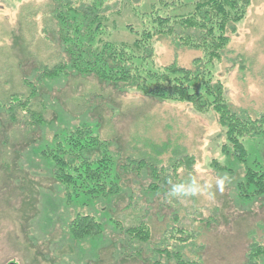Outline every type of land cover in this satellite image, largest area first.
<instances>
[{
    "label": "rangeland",
    "instance_id": "obj_1",
    "mask_svg": "<svg viewBox=\"0 0 264 264\" xmlns=\"http://www.w3.org/2000/svg\"><path fill=\"white\" fill-rule=\"evenodd\" d=\"M141 1L142 7L133 0L121 16H115L120 30L109 40L129 44L136 40L125 27L143 30L147 20L138 16L151 0ZM53 9L47 0H0V264L166 261L150 254L157 246L161 251L181 249L187 259L206 264H243L249 232L264 235L259 225L264 226V201L236 197L234 183L243 168L223 153L225 131L217 113H201L188 103L154 100L136 89L74 74L44 79L47 88L34 96L30 83L41 87L36 75L63 61ZM227 34L228 46L209 68L235 110L258 116L264 113V0H252L244 19ZM198 58L207 56L201 50L176 48L169 38L155 40L156 68L177 63L189 69ZM17 96L23 105L13 110ZM31 114L41 115L45 125L35 127ZM84 123L111 142L123 187L109 200L83 198L69 205L42 149L56 135ZM247 146L255 156H264V139ZM186 156L194 159L193 168L176 172V161ZM215 161L237 175L218 172ZM151 166L170 181L167 188L148 189L157 181ZM77 214L95 215L106 224L105 234L74 241L69 224ZM142 221L152 229L151 245H146L142 262L126 261L119 254L128 244L120 227ZM179 229L192 233L194 242L180 246L179 237L184 236Z\"/></svg>",
    "mask_w": 264,
    "mask_h": 264
},
{
    "label": "trees",
    "instance_id": "obj_2",
    "mask_svg": "<svg viewBox=\"0 0 264 264\" xmlns=\"http://www.w3.org/2000/svg\"><path fill=\"white\" fill-rule=\"evenodd\" d=\"M47 1L54 5L52 16L60 29L63 61L52 69H45L43 75H36H40L38 84L41 87L30 83L34 96L47 88L44 79L74 74L81 78L93 76L101 83L119 85L122 89H136L154 100L188 103L201 113L213 110L225 131L223 153L232 155L243 168L242 175L234 183L236 197L247 202L264 201V156H255L247 146L251 141L256 143L264 139V113L252 116L235 110L225 98L223 85L214 80L209 68L211 62L221 58L230 41L228 31L244 19L252 0H151L148 6L144 5L142 15L135 11L143 21L147 20L143 22V30L137 31L132 25L125 27L136 38L132 44L109 38L120 30L115 16H121L124 6H131L133 0L128 3L122 0ZM134 1L141 6V0ZM183 10L186 12L181 14ZM157 38H169L176 48L201 50L207 56L206 61L198 58L189 69L177 63L156 68L153 60ZM19 97L13 98L14 102H19L17 106L12 105L13 110L23 105ZM13 110L10 109V113L15 112ZM31 115L35 127L39 129L45 125L41 115ZM12 120L16 122L15 117ZM165 151L168 152V148ZM42 154L51 160L54 176L64 188L69 205L83 198L109 200L122 190V173L118 172L119 163L113 155L111 142L102 139L87 123L56 135L42 149ZM177 154L179 150L173 153ZM144 164H147L145 160ZM193 166L194 159L186 156L176 161L173 168L177 172L179 168L190 170ZM151 167L157 181L148 189L155 191L161 185L167 188L170 181L160 176L156 167ZM213 167L218 172L237 175L217 161L213 162ZM105 225L95 215L77 214L69 224V233L74 241L99 238L106 232ZM114 225L120 227L117 222ZM259 225L264 231V226ZM120 228L128 242L119 253L120 257L142 262L146 245H151L153 238L150 225L142 221L127 229ZM177 232L184 236L179 237L183 247L195 237L187 230ZM248 239L243 264H260L264 257V235L256 237V231L251 230ZM155 248H151L150 254L167 260H155L153 264H206L200 259H187L181 249L168 247L161 251L159 246Z\"/></svg>",
    "mask_w": 264,
    "mask_h": 264
},
{
    "label": "water",
    "instance_id": "obj_3",
    "mask_svg": "<svg viewBox=\"0 0 264 264\" xmlns=\"http://www.w3.org/2000/svg\"><path fill=\"white\" fill-rule=\"evenodd\" d=\"M11 264H13V263H11Z\"/></svg>",
    "mask_w": 264,
    "mask_h": 264
}]
</instances>
